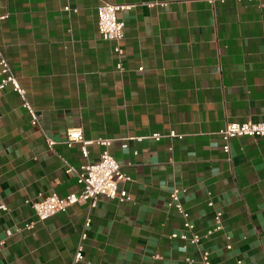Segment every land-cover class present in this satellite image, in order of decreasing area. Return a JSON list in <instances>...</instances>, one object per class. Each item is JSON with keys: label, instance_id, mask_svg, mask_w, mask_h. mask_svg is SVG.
Masks as SVG:
<instances>
[{"label": "crops", "instance_id": "obj_1", "mask_svg": "<svg viewBox=\"0 0 264 264\" xmlns=\"http://www.w3.org/2000/svg\"><path fill=\"white\" fill-rule=\"evenodd\" d=\"M153 1L0 0V56L42 125L17 92H0V264H69L80 242L81 264H202V250L213 264H264V136L235 137L226 153L219 135L229 122L264 121V8ZM104 2L134 5L119 13L122 55L99 32ZM76 127L86 140L112 139L132 201L80 200L38 221L25 201L79 192L77 172L104 149L92 143L84 157L81 143L67 145ZM172 131L181 137H151ZM174 188L199 245L171 237L190 233L169 205ZM216 211L223 228L207 235Z\"/></svg>", "mask_w": 264, "mask_h": 264}, {"label": "built area", "instance_id": "obj_2", "mask_svg": "<svg viewBox=\"0 0 264 264\" xmlns=\"http://www.w3.org/2000/svg\"><path fill=\"white\" fill-rule=\"evenodd\" d=\"M212 4L217 2H224L226 0H207ZM257 4L259 8H264V0H248ZM160 4L166 5L165 2L155 0L149 5ZM134 7L132 4H116L111 2H104L97 9L98 14V29L103 39L116 42L115 51L122 55L123 49L118 44L124 37L125 22L119 17V13L125 10H131ZM64 10L70 12L73 10L70 5H66ZM5 16L0 17V19ZM118 69L124 70L122 61L118 63ZM142 70V68H140ZM13 89L19 94L22 100V106L28 111L31 119V123L35 126L41 127V119L39 113L32 107L31 103L27 99L26 90L20 85L17 76L12 70L9 62L3 56H0V92L7 88ZM219 135L223 141V150L226 153L231 151V140L238 136H252L262 137L264 136V121L261 122H229L220 131ZM152 138L159 141L164 137L176 138L181 135L174 131L169 134L154 133ZM141 139V138H140ZM46 142L48 147L52 148L56 143L50 136L46 135ZM81 143V150L84 157H88V145L92 143L99 144L104 147L101 156L98 161L93 163H87L81 166L77 172L78 183L81 185V190L77 193H72L66 197H60L56 193H50L47 195L39 194L36 198L27 199L25 202L29 204L36 213L38 221H44L54 216L58 212L66 211L69 207L74 205L80 200H89L91 206L94 208L97 205V201L101 197H107L110 199H116L119 202L126 203L132 201V196L129 191L123 187H120V183H127L132 180L131 176L126 174L118 161L109 152V146L112 143V139L97 138L95 140H86L83 136V132L80 128H70L66 133V143L71 146L73 143ZM72 170L71 167L67 168V172ZM169 205L174 207L183 217L186 230L190 231L188 234L186 231L183 233H173L172 238L180 237L187 243L199 245L202 236L193 231L194 225L189 219V213L185 209L181 201V190L174 188L170 192ZM209 205H213L210 201ZM1 210H7L6 205H0ZM215 226L207 232V235L212 234L215 231H219L223 228V212H215ZM90 218L86 221V228L90 226ZM35 227V222H30L25 225V229L32 230ZM87 238L86 232L82 234V240ZM230 239V237H227ZM5 245V241L0 239V247ZM227 248L230 249L231 245L228 244ZM202 264H213L210 258V252L202 250L200 252ZM84 245L80 242L73 256V260L69 264H81L84 260ZM188 262H192V259H187ZM94 264H104L97 262ZM241 264V261H239Z\"/></svg>", "mask_w": 264, "mask_h": 264}]
</instances>
